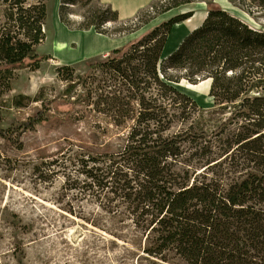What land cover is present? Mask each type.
<instances>
[{"label": "trees", "instance_id": "1", "mask_svg": "<svg viewBox=\"0 0 264 264\" xmlns=\"http://www.w3.org/2000/svg\"><path fill=\"white\" fill-rule=\"evenodd\" d=\"M193 1L158 0L139 10L137 23L111 34L132 32ZM248 1L264 8V0ZM76 2L61 0L60 21L69 27L63 10ZM206 5L202 22L165 57L172 26L192 10L169 17L89 64L104 72L96 94L111 120L94 123L87 132L76 130V140H69L61 157L40 156L45 160L38 177L61 171L66 189L124 216L140 230L142 251L154 259L264 264V26L256 27L212 0ZM45 17L42 0H0V120L15 72L36 70L49 58L37 50L45 38ZM107 21H118L117 10L97 6L71 28L93 27L110 35ZM55 71L68 82L55 97L69 99L78 83L73 68L62 64ZM182 78L194 83L209 78L213 107L201 108L180 90L175 84ZM40 95L41 90L34 100ZM49 117L42 106L19 121L14 133L0 124V137L20 147L21 135ZM71 121L79 123L78 118ZM113 138L114 149L108 145Z\"/></svg>", "mask_w": 264, "mask_h": 264}, {"label": "rangeland", "instance_id": "2", "mask_svg": "<svg viewBox=\"0 0 264 264\" xmlns=\"http://www.w3.org/2000/svg\"><path fill=\"white\" fill-rule=\"evenodd\" d=\"M42 1L46 6L43 26L46 32L37 50L49 58L41 62L36 70L25 68L15 72L11 88L5 95L7 107L1 112L0 124L6 131L14 133L19 121L33 115L42 106L48 108L50 117L37 125L35 130L23 133L20 147L15 143L10 145L0 137V264H183L177 258L163 262L147 256L142 251L145 238L140 230L124 216L108 213L94 201L80 199L76 191L66 189L61 171L45 179L38 177L44 168H41V162L45 160L40 156L61 157L69 140H76V130L87 132L88 126L111 120L96 94L99 92L96 88L97 84L100 85L98 80L104 76V72L100 67L89 64L101 62L112 50L102 59H93L94 51L89 49V37L68 31L75 30L71 27L78 26L91 9L106 5L99 0H77L69 4L63 10L69 27L60 21L61 0ZM212 1L256 27L264 26V8L248 0ZM188 10H192L191 16L202 15L203 18L207 14L206 0H195L175 7L157 15L147 25H157ZM136 14L126 20H119L118 17L117 22L107 21L104 27L110 35H104L118 36L111 33L118 27L137 23ZM147 25L143 24L138 29L142 27L144 30ZM175 46L172 41L166 51ZM166 51L163 57L167 55ZM74 58L77 60L61 63ZM62 64L72 66L74 79L78 82L69 93V99L55 97L68 84L55 71V67ZM172 73L176 74L174 71ZM186 82L197 83L182 78L175 85L190 95L201 108L213 107L212 97H208L209 88L206 92L203 88L194 92L186 87ZM40 90V99L34 100ZM75 99L79 101L74 103ZM75 118L79 123L71 121H75ZM115 144L113 138L108 145L114 149ZM71 148L77 149L76 146ZM36 165L40 166L39 170H36Z\"/></svg>", "mask_w": 264, "mask_h": 264}, {"label": "crops", "instance_id": "3", "mask_svg": "<svg viewBox=\"0 0 264 264\" xmlns=\"http://www.w3.org/2000/svg\"><path fill=\"white\" fill-rule=\"evenodd\" d=\"M100 3L110 6L112 9L117 10L119 20H126L129 18H132L135 16V14L141 10L142 8L146 7L150 3L156 0H99ZM174 9V8H172ZM170 9V10H172ZM168 10V11H170ZM205 15L203 16L202 20L204 19ZM201 20V22H202ZM182 21L178 22L181 23ZM200 22V23H201ZM176 23V24H178ZM199 23V24H200ZM148 23L144 24L146 26ZM198 24V25H199ZM60 25H62L60 23ZM156 24L151 25L150 27L147 25L146 29H150ZM196 25V26H198ZM194 26L193 28H195ZM143 27V26H142ZM137 29L135 31H132L130 33L123 34L121 36H108L101 33H97L92 28L89 29H75V30H68L70 32L75 33H83L86 34L90 41L91 45L89 47L90 50L94 51V55H92V58L94 59H102L104 58L111 50L115 48H119L123 45H126L129 41L132 39L139 37L143 32H145L146 29ZM64 28V27H63ZM193 28H191L187 33H189ZM186 33V34H187ZM185 34V35H186ZM92 41H96L95 43H92ZM179 44V43H178ZM175 47L172 50L166 51L167 54H169L171 51H173ZM83 57V55H82ZM86 58V57H83ZM73 60H77V58L71 59V60H65L61 63H71Z\"/></svg>", "mask_w": 264, "mask_h": 264}, {"label": "bare ground", "instance_id": "4", "mask_svg": "<svg viewBox=\"0 0 264 264\" xmlns=\"http://www.w3.org/2000/svg\"><path fill=\"white\" fill-rule=\"evenodd\" d=\"M202 20V15L199 16H191L184 21V23H178L174 25V30H171L170 34L168 35L166 44L163 48L162 54L167 50V46L173 41L177 46L180 40L185 36V34L189 31L188 29L198 25ZM46 32V30H45ZM175 46V47H176ZM58 63V62H57ZM186 87L190 88L194 92H198L200 89H204L205 92L208 90L210 85V79H203L199 80L197 83H185ZM210 97V96H208Z\"/></svg>", "mask_w": 264, "mask_h": 264}, {"label": "water", "instance_id": "5", "mask_svg": "<svg viewBox=\"0 0 264 264\" xmlns=\"http://www.w3.org/2000/svg\"><path fill=\"white\" fill-rule=\"evenodd\" d=\"M179 84V83H178ZM177 85V84H176Z\"/></svg>", "mask_w": 264, "mask_h": 264}]
</instances>
